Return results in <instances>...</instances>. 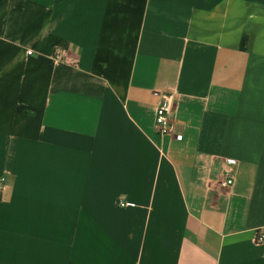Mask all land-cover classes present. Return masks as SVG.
<instances>
[{
	"label": "crops",
	"instance_id": "crops-1",
	"mask_svg": "<svg viewBox=\"0 0 264 264\" xmlns=\"http://www.w3.org/2000/svg\"><path fill=\"white\" fill-rule=\"evenodd\" d=\"M0 178V264H264V0H0Z\"/></svg>",
	"mask_w": 264,
	"mask_h": 264
},
{
	"label": "built area",
	"instance_id": "built-area-1",
	"mask_svg": "<svg viewBox=\"0 0 264 264\" xmlns=\"http://www.w3.org/2000/svg\"><path fill=\"white\" fill-rule=\"evenodd\" d=\"M31 54L30 51L27 52ZM53 58L57 62H66L71 65H76V60H70L66 56V50L64 49H56L53 53ZM175 98L171 93H163L155 107V116H154V129L160 136L171 135L174 132V118L178 120H186V116L182 114H177L176 106H175ZM178 137H181L178 136ZM234 167L230 163L223 164V180L221 185L223 187H232L234 183ZM3 181L0 178V183ZM132 205L131 203L120 202V207H125ZM255 241L256 243L264 242V226L259 227L255 231Z\"/></svg>",
	"mask_w": 264,
	"mask_h": 264
},
{
	"label": "trees",
	"instance_id": "trees-1",
	"mask_svg": "<svg viewBox=\"0 0 264 264\" xmlns=\"http://www.w3.org/2000/svg\"><path fill=\"white\" fill-rule=\"evenodd\" d=\"M245 47H246V36H243V37L241 38V42H240V49H241V50H244Z\"/></svg>",
	"mask_w": 264,
	"mask_h": 264
}]
</instances>
